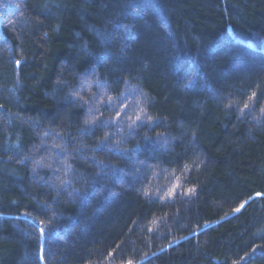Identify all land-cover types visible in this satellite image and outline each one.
I'll return each instance as SVG.
<instances>
[{"label": "trees", "instance_id": "obj_1", "mask_svg": "<svg viewBox=\"0 0 264 264\" xmlns=\"http://www.w3.org/2000/svg\"><path fill=\"white\" fill-rule=\"evenodd\" d=\"M129 262L264 264V0H0V264Z\"/></svg>", "mask_w": 264, "mask_h": 264}, {"label": "snow or ice", "instance_id": "obj_2", "mask_svg": "<svg viewBox=\"0 0 264 264\" xmlns=\"http://www.w3.org/2000/svg\"><path fill=\"white\" fill-rule=\"evenodd\" d=\"M245 107H247V105H245ZM241 207H243V205H241ZM237 211H239V209H237ZM129 264H131V262H129Z\"/></svg>", "mask_w": 264, "mask_h": 264}]
</instances>
